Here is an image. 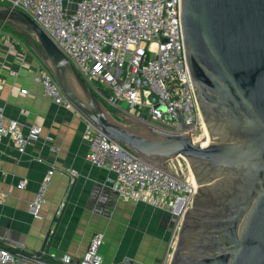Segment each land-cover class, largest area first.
<instances>
[{"label":"water","instance_id":"95a60500","mask_svg":"<svg viewBox=\"0 0 264 264\" xmlns=\"http://www.w3.org/2000/svg\"><path fill=\"white\" fill-rule=\"evenodd\" d=\"M181 3L186 59L204 124L194 136L122 123L30 15L0 4V23L35 36L40 60L100 131L159 167L183 157L195 195L169 264H264V0ZM54 234L49 229L32 254L14 253L34 264H66L44 258H52ZM121 264L143 263L128 258Z\"/></svg>","mask_w":264,"mask_h":264},{"label":"built area","instance_id":"2783aa9c","mask_svg":"<svg viewBox=\"0 0 264 264\" xmlns=\"http://www.w3.org/2000/svg\"><path fill=\"white\" fill-rule=\"evenodd\" d=\"M0 4L30 15L119 118H132L168 134L191 132L194 136L203 127L186 59L181 0H0ZM34 79L45 97L77 109L41 60ZM78 112L90 135L86 158L111 170L109 181L119 197L183 217L195 195L183 157L167 161L166 168L153 165ZM41 131L34 124L26 133L17 120L7 124L0 107V141L9 136L20 153L26 152ZM55 171L54 166L47 170L30 203L34 218L42 217ZM66 171L74 181L78 171ZM26 183L23 179L18 186ZM104 242V232H96L79 264H103ZM62 260L66 264L75 261L69 254ZM0 262L34 264L1 246Z\"/></svg>","mask_w":264,"mask_h":264},{"label":"crops","instance_id":"0c3cea01","mask_svg":"<svg viewBox=\"0 0 264 264\" xmlns=\"http://www.w3.org/2000/svg\"><path fill=\"white\" fill-rule=\"evenodd\" d=\"M14 37L0 27V107L7 124L17 120L26 133L34 124L42 131L25 153L9 136L0 141V246L32 254L40 250L52 229V258H44L59 263L66 254L79 260L94 234L101 231L106 242L103 264H121L128 258L143 264H169L176 241L172 248L168 213L121 199L110 184L111 170L88 162L86 122L74 107L44 96L34 79L40 58ZM51 166L56 171L42 217L34 218L29 206ZM69 168L78 171L74 181L67 174ZM23 179L26 186L19 187Z\"/></svg>","mask_w":264,"mask_h":264},{"label":"rangeland","instance_id":"374dc122","mask_svg":"<svg viewBox=\"0 0 264 264\" xmlns=\"http://www.w3.org/2000/svg\"><path fill=\"white\" fill-rule=\"evenodd\" d=\"M0 27H4L5 30L10 34L13 35L15 40L22 45L25 49H28L29 51L30 48H34L36 53L42 52V48L37 42L35 36L24 28L17 26V25H11V24H2ZM32 52V51H31ZM127 107L126 105H124ZM116 118L121 121L122 123L128 124L133 127H139L138 121L135 119H125V118H119L116 115ZM169 216V235H170V244L172 245L171 247L173 248V244L177 239L178 231L182 222V216L181 213L175 212L173 214H168ZM106 242L102 245L101 247V252L103 251V248L105 247ZM173 250V249H172Z\"/></svg>","mask_w":264,"mask_h":264},{"label":"trees","instance_id":"16d2710c","mask_svg":"<svg viewBox=\"0 0 264 264\" xmlns=\"http://www.w3.org/2000/svg\"><path fill=\"white\" fill-rule=\"evenodd\" d=\"M0 25H2V23H0ZM30 50L33 52V53H35L36 54V52H35V49L34 48H30ZM107 106V105H106ZM108 108H109V106H107Z\"/></svg>","mask_w":264,"mask_h":264},{"label":"bare ground","instance_id":"6f19581e","mask_svg":"<svg viewBox=\"0 0 264 264\" xmlns=\"http://www.w3.org/2000/svg\"><path fill=\"white\" fill-rule=\"evenodd\" d=\"M204 126V125H203Z\"/></svg>","mask_w":264,"mask_h":264}]
</instances>
